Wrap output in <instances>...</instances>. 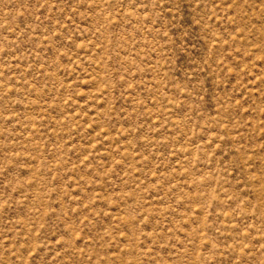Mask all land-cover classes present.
Wrapping results in <instances>:
<instances>
[{
    "label": "rangeland",
    "instance_id": "374dc122",
    "mask_svg": "<svg viewBox=\"0 0 264 264\" xmlns=\"http://www.w3.org/2000/svg\"><path fill=\"white\" fill-rule=\"evenodd\" d=\"M0 264H264V0H0Z\"/></svg>",
    "mask_w": 264,
    "mask_h": 264
}]
</instances>
